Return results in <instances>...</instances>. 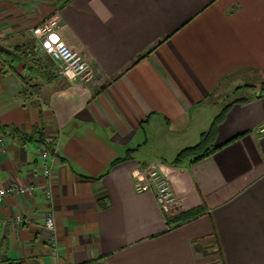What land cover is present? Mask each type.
<instances>
[{
    "label": "crops",
    "instance_id": "crops-1",
    "mask_svg": "<svg viewBox=\"0 0 264 264\" xmlns=\"http://www.w3.org/2000/svg\"><path fill=\"white\" fill-rule=\"evenodd\" d=\"M55 15L57 38L91 62L87 82L61 74L37 44L35 55L17 49ZM263 80L264 0H0V187L43 183L32 173L42 146L19 134L42 128L48 150L58 145L60 249L57 259L44 196L8 193L0 264H264ZM242 97L215 152L174 163ZM148 164L171 180L170 211L155 188L136 187ZM194 208L203 213L170 223Z\"/></svg>",
    "mask_w": 264,
    "mask_h": 264
},
{
    "label": "built area",
    "instance_id": "built-area-1",
    "mask_svg": "<svg viewBox=\"0 0 264 264\" xmlns=\"http://www.w3.org/2000/svg\"><path fill=\"white\" fill-rule=\"evenodd\" d=\"M61 23V17H54L45 20L39 26L33 28V35L36 38V44L47 53L53 61L58 63L60 73L67 77L78 78L80 81L87 82L93 76L91 62L79 50L69 46L65 41L57 38V31ZM261 129V131H263ZM50 155L58 156V145H55L52 151L45 147L39 148V156L41 163L33 167L34 176H42L43 183H16L11 182L6 186L0 187V203H2L8 193H23L35 195L41 193L46 199L48 208L45 213L44 230L46 231L47 241L51 246V252L54 257L59 259V239L57 235V227L53 203V176L54 169L49 163ZM138 190L144 186L155 188L156 197L160 206L165 211H170L178 204V197L174 193L171 180L167 173L159 166L148 164L141 170L134 173ZM17 225H24L30 222V217L16 214L13 217Z\"/></svg>",
    "mask_w": 264,
    "mask_h": 264
},
{
    "label": "trees",
    "instance_id": "trees-1",
    "mask_svg": "<svg viewBox=\"0 0 264 264\" xmlns=\"http://www.w3.org/2000/svg\"><path fill=\"white\" fill-rule=\"evenodd\" d=\"M35 48H36V40L29 39L27 41H25L23 44H20L17 46V49H21L24 52L27 53H31L33 55H35ZM254 86H259V90L261 95H264V80L262 82H260L259 85H254ZM246 100V98H239L237 100L231 101L230 103L226 104L224 109L222 110V112L217 115L211 125V127L209 128V130L203 132L201 134L200 137V141L193 145V146H189L186 147L184 149H182L176 156L174 163L175 164H182L184 161L187 160H191L192 162H196L199 161L207 156H210L213 152L216 151L217 147L214 146V141H215V137L217 134V130H218V126L219 124L224 120L225 115L227 113V110L229 107H231L233 104H235L238 101H244ZM8 127L6 125H2L0 124V131H2V133H6V129ZM14 132H21L19 130V128H15L13 127L10 131V133H14ZM20 136L25 139V141H37L42 147H45L47 149L51 148L50 146V142L48 141V139L46 138L43 129L36 127L34 129L31 130V132L29 131H23L21 133ZM131 152V151H130ZM119 159H116L112 165H114L115 163L119 162ZM203 209L201 208H194V209H189L187 211H184L182 213H179L175 216H173L172 218L169 219L170 223L172 224H177L180 222H185L188 221L200 214L203 213L202 211Z\"/></svg>",
    "mask_w": 264,
    "mask_h": 264
},
{
    "label": "rangeland",
    "instance_id": "rangeland-1",
    "mask_svg": "<svg viewBox=\"0 0 264 264\" xmlns=\"http://www.w3.org/2000/svg\"><path fill=\"white\" fill-rule=\"evenodd\" d=\"M52 59V58H51ZM50 58H49V60H51ZM242 94H244V93H242ZM238 96V95H237Z\"/></svg>",
    "mask_w": 264,
    "mask_h": 264
}]
</instances>
